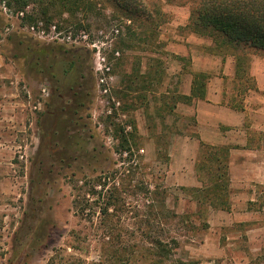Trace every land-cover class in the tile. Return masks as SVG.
<instances>
[{
    "label": "rangeland",
    "instance_id": "1",
    "mask_svg": "<svg viewBox=\"0 0 264 264\" xmlns=\"http://www.w3.org/2000/svg\"><path fill=\"white\" fill-rule=\"evenodd\" d=\"M93 1L92 11L69 24L66 15L31 24L42 22L46 30L54 24L63 33L79 20L93 37L100 29L111 36L115 25L124 38L125 24L116 17L120 11L108 0ZM131 1L145 6L146 13L160 8L164 16L142 12L143 20L134 23L139 35L149 29L152 40L141 35L127 49L118 35L102 49L114 77L110 96L120 105L108 113L96 99L92 57L79 48L86 59L79 81L87 96L66 133L55 137L53 82L29 69L34 60L26 46L60 44L20 30L30 25L22 23L23 12L0 0V264H159L150 249L152 237L169 244L171 258L190 264H264V206L258 205L264 202V54L250 57L254 91L250 80L234 78L232 57L221 62L210 39L187 30L189 1ZM25 11L37 15L39 8L31 4ZM16 37L23 44H15ZM197 69L210 75L209 98L222 88L225 102L233 97L245 108L240 126L220 127L227 136L223 143L237 147L229 153L227 209L200 205L192 189L209 183V176L205 169L196 172L199 124L189 104L175 99ZM134 70L140 76L136 91L129 92L126 76ZM241 86L245 91L238 94ZM65 104L73 107L70 100ZM133 125L132 161L121 162L115 152L120 127L131 133ZM67 135H75L77 143L67 142ZM96 176L101 194H85ZM109 194L114 205L103 212ZM80 201H87L82 212ZM147 230L151 237L145 239ZM106 232L113 236L112 246H105ZM132 244L137 245L133 252ZM109 248H122V259L111 258Z\"/></svg>",
    "mask_w": 264,
    "mask_h": 264
},
{
    "label": "trees",
    "instance_id": "2",
    "mask_svg": "<svg viewBox=\"0 0 264 264\" xmlns=\"http://www.w3.org/2000/svg\"><path fill=\"white\" fill-rule=\"evenodd\" d=\"M4 6L8 9H12L15 13L23 12L22 23H34L38 19H43L46 23L53 21L54 17L59 18L64 15L67 18L66 24L71 22L70 18H76L79 13H86L94 9L93 0H1ZM113 8L118 9L121 14L116 15L120 24L124 23L126 27V33L124 38L119 34L120 42L125 48L133 47V40L143 37L153 39V36L149 33V29H141V34L136 32V26H134L136 20H143L140 18V13L149 14L153 12L157 15L164 16V13L160 8H152L151 11L146 13L145 6L142 8L131 0H108ZM172 2L174 0H165ZM189 1V16L185 27L187 30L197 36L210 39L211 51L213 54L222 56L224 61L225 56L232 57L234 61V78L237 80H250V89L258 91L257 86L253 80V77L249 73L250 57L254 53L264 54V0H187ZM35 5L39 8L36 14L32 12H26L25 9L29 5ZM25 12V13H24ZM149 17V15L147 16ZM146 17V19H147ZM150 19V18H148ZM124 20H130L129 24H126ZM165 18H162L159 23H162ZM160 25H158L159 27ZM88 26L82 24L79 20L74 22V27L63 29L65 32L73 31L77 32L80 29L88 30ZM71 29V30H70ZM156 29V27H155ZM15 44L21 45L23 42L17 37L13 40ZM26 49L30 50L32 61L29 64V69L33 71L43 73L49 77L52 85L51 97L53 102V109L56 111L54 114L55 125L54 134L55 137H60L66 133L68 127L73 123V115L78 111L77 108L83 105V99L87 96L85 89L86 84L80 82L79 79L83 77L82 72L85 69V55L82 49L66 48L63 45H39L35 44L34 47ZM88 56L89 53L85 52ZM90 56V55H89ZM46 60H49L46 65ZM31 70V71H32ZM76 75V79L72 77ZM140 75L138 72H132L126 76L127 91H136L134 84H137V80ZM209 78V74L206 72L198 71L192 73L190 93L188 95L182 94L177 96L175 103L181 100L184 103L190 102L193 98L203 99L205 96L206 82ZM241 91H245L241 86L238 94H242ZM73 103V107L69 108L65 102L69 101ZM228 105L241 109L239 104H235L234 101L228 103ZM65 112L70 117L63 118ZM67 115V114H66ZM65 115V116H66ZM136 130L133 125V133L124 132V129L120 127L121 134L119 135L115 152L119 153L120 161L130 163L133 157L134 146V132ZM60 132V133H59ZM59 133V135H58ZM57 135V136H56ZM69 140V141H68ZM66 141L69 143H77L76 136L66 137ZM230 146L227 144H210L200 141L199 144V156L197 157L196 172L199 173L202 170H207L206 174L209 176V183L204 184L198 188H192L194 190V196L197 203L200 205L208 204L220 209H227V197L229 191V178H228V165H229V153ZM115 172H111L115 174ZM100 176H96V179L92 185L88 187L85 194L88 195H100L101 192H97V186L101 185ZM101 188H103L101 186ZM96 189V190H95ZM76 204V201H74ZM87 201L77 202L78 209L82 212L87 206ZM113 197L111 194L107 197V201L104 203L103 212H106L113 204ZM259 207L264 206V202H259ZM145 239L150 238V230H147ZM107 240L105 246H112L114 244L113 236L110 232H106ZM110 244V245H108ZM152 254L157 256L159 264L164 261H168V264H190L189 262L179 259L171 258L173 251L169 247V244L163 242L159 238H150L149 241ZM133 252V248L137 247L136 244L130 246ZM122 248H109L105 252L110 254L114 260L122 259Z\"/></svg>",
    "mask_w": 264,
    "mask_h": 264
},
{
    "label": "built area",
    "instance_id": "3",
    "mask_svg": "<svg viewBox=\"0 0 264 264\" xmlns=\"http://www.w3.org/2000/svg\"><path fill=\"white\" fill-rule=\"evenodd\" d=\"M124 21L125 23H130V20ZM20 30H24L34 38L42 41L84 48L90 52L92 57V70L95 76H97L95 80V97L107 107L106 110L108 113L112 112V108H118L120 102L110 96V85L113 83L114 77L111 74V67L108 64L107 55L102 50L104 47L111 46L113 37L116 38L120 34V29L117 26L113 25L111 27V36L109 37L102 29L98 30L94 37L85 29H80L76 33H72L71 31L62 33L54 24L50 25L46 30L42 22L24 26ZM114 55L118 56L119 52L114 51ZM42 91L45 92L44 88ZM130 127V125H127L125 129L128 130Z\"/></svg>",
    "mask_w": 264,
    "mask_h": 264
},
{
    "label": "crops",
    "instance_id": "4",
    "mask_svg": "<svg viewBox=\"0 0 264 264\" xmlns=\"http://www.w3.org/2000/svg\"><path fill=\"white\" fill-rule=\"evenodd\" d=\"M221 62L224 63L222 59ZM197 70L205 72L202 69H197ZM198 71H191L189 73V78H190L189 85L187 87V90H185V92L182 94L188 95L190 93L192 73ZM209 82L210 80L208 78L206 82L205 96L203 99L193 98L190 102L186 103L189 104V107L191 108L192 117L197 122V124H199L197 125L198 135L195 137V141L198 143V145L200 144V141L205 142L206 140L210 141V144L217 142L219 144L216 145H220V143H223L225 140L222 139L227 138V136L222 135L220 127H227L228 129H231V128H235L236 126H240L243 120V113H241V111L245 109L243 105L241 106V109H236L228 105L229 102L234 101V98L230 97L225 102L224 98L226 96L223 93L222 88L216 90V92L213 94V97L209 98L208 96L211 95ZM206 126L208 130L205 131ZM209 129L211 131H209ZM211 133H213L215 136L212 137ZM232 148H237V147L234 146Z\"/></svg>",
    "mask_w": 264,
    "mask_h": 264
}]
</instances>
